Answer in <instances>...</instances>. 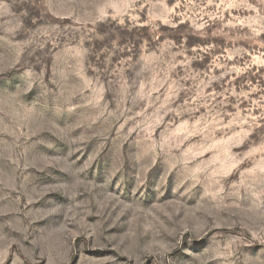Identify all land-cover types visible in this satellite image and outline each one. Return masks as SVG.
<instances>
[{
    "label": "rangeland",
    "instance_id": "1",
    "mask_svg": "<svg viewBox=\"0 0 264 264\" xmlns=\"http://www.w3.org/2000/svg\"><path fill=\"white\" fill-rule=\"evenodd\" d=\"M0 264H264V0H0Z\"/></svg>",
    "mask_w": 264,
    "mask_h": 264
}]
</instances>
